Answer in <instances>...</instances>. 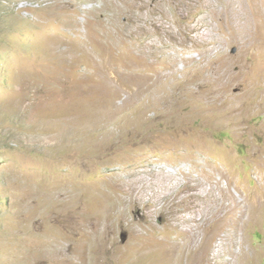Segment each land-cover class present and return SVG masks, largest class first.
Masks as SVG:
<instances>
[{
    "label": "rangeland",
    "instance_id": "obj_1",
    "mask_svg": "<svg viewBox=\"0 0 264 264\" xmlns=\"http://www.w3.org/2000/svg\"><path fill=\"white\" fill-rule=\"evenodd\" d=\"M100 1L78 0L73 13L65 16L56 13L55 0H0V264H125L122 251L134 240L133 230L126 226L125 221L109 226L108 230L115 236L113 243L82 245L85 238L99 240L104 227L103 221H98L91 209L93 200L97 198V202L105 188L114 201L113 210L126 209V202H119L122 197L125 200L137 196L142 203L152 202L141 210L142 214L145 211L149 213L148 217L144 215L145 219L133 209L129 210L128 217L136 219L147 229L150 224L155 226L152 236H159L155 233L158 229H164L162 238L173 236L175 231L165 222L168 219L162 220L160 212H150L154 203L158 207L165 205L163 202L167 200L159 203V197L164 194L177 198L187 193L185 173L195 174V177L199 174V183L204 180L197 187V192L206 193L215 188L216 194L222 196L221 189L229 188L234 200H225L222 196V201L226 204L230 201V208L233 203L249 205L259 202L261 206L255 214L257 216L254 215L245 227L234 228L225 238L216 235L208 247L195 249L197 239L189 240L186 249L193 255L195 263L264 264V67H237L236 64L230 67L232 73L239 70L247 74L253 72L260 80L255 87L261 94L260 104L247 118L246 130L239 134H234L228 126L214 127V123L190 115H183L189 120L186 123L185 120L177 122L176 118H161L154 111L148 112V122L144 127L140 124L131 132L120 133L119 124L105 119L94 125L91 118V95L94 92L91 74L95 71L97 77L94 78L101 77L100 70L92 69L87 59L79 67H65L60 61L42 56V46L38 44L43 39L65 40L61 48L71 53L73 49L67 42L84 40L81 52L103 58L94 49L93 41L89 40L88 10L85 9L91 3L99 5ZM168 1L167 15L171 18L176 38L185 41L184 45L180 44L181 47L167 39V43L172 44L169 51H178L186 58L177 62L178 77L183 80L179 93L185 98L189 89L186 84L190 83L191 76H197L195 78L199 80L203 70L207 69L206 73L221 80L226 67H203L205 63L198 58L199 52L205 48L200 42V32L195 30L192 37L187 38L183 29L197 25L200 31L208 30L206 32L210 37L221 39L222 34L226 37V31L234 34L233 40L236 41L222 44L220 48L223 52L227 51L229 59H237L242 52L239 44L241 33L235 31L239 27L236 24V6L240 0L224 1L233 4L230 3L232 6L225 17V23L231 22L233 28L223 33L216 27V18L209 14L204 2L213 1V4L221 6V0ZM125 9L124 0H111L108 9L101 11L103 28L95 38L96 42L105 41L114 31L113 25L120 24ZM181 11L184 16L179 18L177 13ZM191 11L192 20L188 19ZM201 16L209 17L212 22L199 24L197 20ZM147 18L151 19L150 16ZM75 19L80 25L78 36L73 38L71 30L76 27ZM36 21L39 25L35 24ZM141 24L145 21L132 26L130 40L138 37V26ZM239 28L241 32L244 29ZM237 34H240L238 40ZM153 39L158 41L155 36L151 37ZM191 55L192 58H189ZM252 62L255 64V60ZM242 90L243 87L235 86L230 92L235 94ZM157 166L170 170L174 175L154 172ZM137 168L146 172L140 174ZM205 170L211 172L212 180L209 181ZM219 204L211 206L206 214L211 217L217 212L224 217L226 206ZM216 208L218 211L215 212ZM174 209L166 212L172 215ZM181 214L190 216L191 213L184 209L179 212ZM179 222L184 228L191 225L183 219ZM88 231L92 232L87 234ZM236 232L238 235L233 238Z\"/></svg>",
    "mask_w": 264,
    "mask_h": 264
},
{
    "label": "bare ground",
    "instance_id": "obj_2",
    "mask_svg": "<svg viewBox=\"0 0 264 264\" xmlns=\"http://www.w3.org/2000/svg\"><path fill=\"white\" fill-rule=\"evenodd\" d=\"M77 1L78 0H55V3L53 5L56 6L55 10L58 15L69 16L71 15V13H73L72 10ZM110 1L111 0H101L99 2V5H94L93 3H91L90 6L85 8L86 10H88L86 13V22L89 30V40L93 41L94 49L100 52L103 58L89 56L86 52H81L84 40H72V42H67V45H69L71 49H73V52L71 53H68L67 50L61 48V45L66 43L65 40H60V44V41L57 39H43L42 42L38 44L42 46V56L48 57L50 60L53 59L56 61H60L64 64L65 67H79L81 62L87 59L89 61L90 67H93L92 69L100 70L101 77L94 78L97 77L95 71H93L91 74L94 85V92L91 95L93 106V113L91 118L94 125L97 124L100 120L105 119L107 121H112L117 125L119 124L118 130L120 133H125L126 131L131 132L134 131V129H136L135 127L140 124L142 125V127H144L145 122H148V112L154 111L156 115L161 118H176L177 122H184L185 120V122L187 123L189 120H187L188 118L185 119L183 115H190L195 119H201L202 121H206L208 123L212 122V124L214 123V127L228 126L231 131L234 132V134H239L246 130L247 118L260 104L261 94L259 93V91L255 90V87L259 84L258 82H260V80L258 79V76L255 75V73L253 74V72L252 74H250L249 72V74H247L241 73L242 71L239 72V70L237 71L238 73H232L230 71V67H233L234 64H236L237 67H256V69L257 67H264L263 0L237 1L238 5L236 6V12L238 14V20H236V24H239V27H244L242 32L241 28L239 27L235 29L236 33H241L242 39H239V44H241L242 46V52L240 57H238L237 59H229V55L226 53L227 51L223 52L224 50L222 51V49L220 48L222 44H228L232 42L234 38V34H232V36L226 31L228 29L230 30V28H233L230 25L231 22L230 24H228L227 22V24L225 23V20L227 18L226 14L227 12L229 13L230 6L233 5L231 2L226 3L224 2L225 0H221L222 5L218 6L217 4H213V1H210V3L204 1L207 6L205 7L209 11V14L214 15L216 18V27H219L222 33L226 31V37H224L222 34L223 39L218 36L210 37V35L206 32L208 30L200 31L201 28L197 25L192 26L191 29L189 27H183L184 35H186L187 38H191L192 33L195 30H198V33L200 32V42L205 45V48H203V50L199 52L200 54L198 58H200V62L205 63L203 67H226V70L220 76L221 80H219L216 75L206 73L207 69L205 68V70H203L204 74L200 76L201 78L199 80L195 78L197 76H191L190 79L188 78L190 83L186 84L189 89H187L188 94L185 98L182 97L179 93V89L182 87L183 80L178 77L179 74L177 73V62L180 60L183 61L184 59L186 60V58L185 56L179 54L178 51H169V48L172 44L169 45L167 43V39H171L178 46L182 47V45L180 44H185L184 40L176 38L177 34L170 23L171 18L169 19L167 15L166 5L170 1L124 0L125 4L127 5V9L122 11V19L120 20V24L113 25L114 31L109 33L105 41L96 42L95 38L100 32V29L103 28V23L101 22V16H103V14L101 11L108 9ZM24 5L25 4H23L22 6ZM199 8L200 7H198V11ZM190 13L191 16L190 18L188 17V19L192 20L193 11H191ZM104 14H107V12ZM177 14L180 18V16L183 15V12L181 11ZM147 16H150L151 19H148ZM135 17V21L133 22V24H131L132 20ZM157 17L162 18L163 21L161 19V21L158 20ZM208 18L206 16H201L200 18H198L197 22L199 24L212 22ZM141 20H144L145 24H141L138 26V37L134 41L130 40L133 34L132 26L134 24H137V22ZM35 24L39 25L37 21L35 22ZM75 24L76 27L74 26L75 28L71 30L73 31V33H71L73 38H76L78 36V28L80 23L77 21V19H75ZM212 32L213 31H211L210 33ZM239 35H235L237 40V36ZM152 36H155L158 41H154V39L151 40ZM233 41L235 42L236 40ZM38 55L41 57L40 52ZM189 58H192V55ZM247 58L255 60V64H253V62L251 64V60H247ZM236 60L238 62H236ZM235 86L243 87V90L235 94L231 93V89ZM182 110H184L185 112L183 113ZM180 115L182 117H180ZM179 125L181 126V124ZM98 151L101 153L100 150ZM144 170H139L137 168L136 171L141 174L146 172V170ZM154 172H163L167 175H174L173 172L168 169L165 170L161 166L155 167ZM205 172H207L208 177H210L211 172L206 170L204 171V173ZM214 173L213 175H215ZM185 174V181L187 186L185 187L188 188V191L186 190L187 193H185V195L183 194V196L182 194H180L181 197L177 196V198H173L170 195L168 197V195L165 194L161 197L157 196V198L159 197V203L162 201H167L165 203L163 202V204L165 205L161 207H158L157 204L154 203V205L152 206L153 209L150 212V214L160 212L162 220L164 218L166 220L167 218L169 221H164L167 223L166 225H168L172 230L175 231V235L166 238L164 237V239L162 238V232H164V229H158V232L155 233H158L159 236H152V230L156 231L155 226L153 227L150 224L148 225V227L150 228L147 229L136 219L131 220L128 217L129 210L131 211V209H133V211H137L142 219L144 218V215L145 217H148L149 213L145 211L142 214L141 210H145L146 206L151 205L152 202L150 203L148 201L149 203H142L141 198L137 196H133L125 200L122 197L119 202H126V209L116 210L115 208L113 210V206L115 205H113V199L111 198V200L109 197V194L111 193L109 192L107 194L108 191L106 190L105 192L104 188L105 194H101V197L97 202H95L97 198L93 200L94 205H92L93 207L91 208L92 210H94V216L96 217V219L98 221H103L104 227L103 230L100 227L102 230L100 239L97 240L96 238H85L83 241L84 244L82 245L84 246L86 243H93L94 245L104 246L106 243H109V241L110 243H113V241H115V236L112 231L110 232L108 230L109 226H113L116 223L117 225L122 224V221H125L126 226L130 227L134 233V240L130 243V246L126 250L122 251V254L125 258V264H196L194 259H192L193 255L186 249L189 240L197 239L198 245L195 249H201L206 246L208 247L209 245H211V242L212 240H214L216 235H219L220 238H225V236L229 235L231 231H234L235 229L238 230L240 227L247 225L248 222H251L253 218L257 216L255 215L256 212L258 213L261 209L259 202H253L249 205L243 203H233V206L230 208V201L229 204H226L225 201H222L223 197L225 200L227 198H231L234 200V197L229 188L227 189L224 187L221 189L223 197L216 194V192L214 191L215 188H210L209 190L207 189L208 192L206 193L197 192V187L204 180L199 183L198 172L197 177H195V174L193 175L192 173ZM210 180H212V177H210L209 181ZM110 191H112V189ZM97 193L96 195L98 196ZM92 196L94 195L92 194ZM206 201L207 204L205 203ZM262 202L264 203V197L262 199ZM217 203H222L223 207L226 206V215H224L223 217L221 213H217L216 211H218V209L216 208L217 210H214L216 214L209 217L206 214L208 213L207 211L209 210V208H211V206L217 205ZM220 207L222 209V206ZM173 208H177V210L174 209L173 214L168 215L166 211L169 209L168 211L172 212ZM184 209L191 213L190 216L184 214L179 215V212L184 211ZM92 217L93 216H91V218ZM181 219H183L185 222H190L191 225L186 228L180 226L181 224L179 225V221ZM172 221L174 222L172 223ZM96 222L97 221H95L94 223ZM88 225L89 224L85 225V227ZM97 226L100 225L97 224ZM96 228V230H98V227ZM88 233L89 231L87 232V234ZM237 235L238 234L236 232L233 238L237 237Z\"/></svg>",
    "mask_w": 264,
    "mask_h": 264
}]
</instances>
